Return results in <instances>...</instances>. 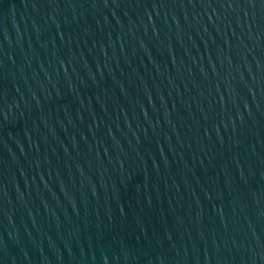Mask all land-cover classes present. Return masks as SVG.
<instances>
[{"label": "water", "instance_id": "obj_1", "mask_svg": "<svg viewBox=\"0 0 264 264\" xmlns=\"http://www.w3.org/2000/svg\"><path fill=\"white\" fill-rule=\"evenodd\" d=\"M0 264H264V0H0Z\"/></svg>", "mask_w": 264, "mask_h": 264}]
</instances>
